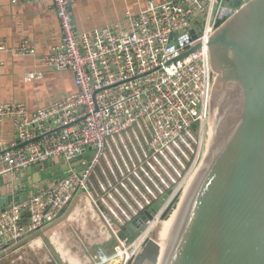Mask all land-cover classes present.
<instances>
[{
    "label": "built area",
    "instance_id": "2783aa9c",
    "mask_svg": "<svg viewBox=\"0 0 264 264\" xmlns=\"http://www.w3.org/2000/svg\"><path fill=\"white\" fill-rule=\"evenodd\" d=\"M50 1L60 39L40 61L55 71L71 72L76 92L33 112L23 103H0V123L10 121L18 140L0 152V175L41 167L53 158L64 159L69 174L0 213V253L9 241L51 225L77 192L88 193L95 204L89 182L108 140L141 126L144 159L153 163L184 137L198 142L208 124L212 81L208 41L228 17L219 18L224 10L220 7L213 10L217 0H147L136 14L125 13L111 25L84 33H78L72 22L71 5L76 0ZM196 44L197 51L179 59ZM4 53L26 57L34 56L36 49L25 39L15 47L0 42V56ZM40 77L33 73L24 79ZM194 123L196 131L191 130ZM91 152L94 157L79 176L81 165L70 167L69 162ZM193 164L191 175L196 170ZM181 181L162 215L182 189ZM100 215L116 243L111 254L97 248L91 264H131L150 236L151 223L127 243L117 236L112 218Z\"/></svg>",
    "mask_w": 264,
    "mask_h": 264
},
{
    "label": "water",
    "instance_id": "95a60500",
    "mask_svg": "<svg viewBox=\"0 0 264 264\" xmlns=\"http://www.w3.org/2000/svg\"><path fill=\"white\" fill-rule=\"evenodd\" d=\"M218 7L224 9L219 18L228 17L208 41L212 81L204 160L131 264H264V0H217L213 10ZM198 49L196 44L179 59ZM197 128L198 123L191 126ZM92 157L93 152L79 156L69 166L81 165L80 176ZM192 161L193 155L156 199L111 221L120 239L131 243L148 229ZM62 162L53 158L41 167L0 175V213L67 177ZM99 196L92 199L100 204ZM81 197L91 199L77 192L51 225L9 241L0 259L39 237L61 264L45 233Z\"/></svg>",
    "mask_w": 264,
    "mask_h": 264
},
{
    "label": "crops",
    "instance_id": "0c3cea01",
    "mask_svg": "<svg viewBox=\"0 0 264 264\" xmlns=\"http://www.w3.org/2000/svg\"><path fill=\"white\" fill-rule=\"evenodd\" d=\"M146 2L147 0H76L71 5L72 22L78 33L90 32L119 21L125 13L136 14L145 7ZM24 39L35 46L36 54L18 57L4 53L0 56L3 63L0 67V103H23L33 112L62 96L75 93L71 72L55 71L40 61L42 57L50 54L52 46L60 39L58 20L50 0L16 4L10 0H0V42L8 47H15ZM33 73L40 74L41 77L30 82L25 81V75ZM141 136L144 137L141 126H135L108 140L104 160L118 154L122 148L120 144L127 140L141 139ZM17 144L11 122L0 123V152ZM143 152L138 156L139 162L135 158L137 155L132 152L131 157L136 164L151 163L149 158L144 159L146 154ZM65 166V163H61L62 168ZM103 171L104 169H97L89 182L93 195L102 193L99 196L100 204L97 201L95 204L91 203L89 198H78L71 213L45 233L61 264H91L99 247L111 254L116 242L100 212L112 220H119L128 212L134 213V205L141 208L142 201L151 202L164 190L163 182L160 181L157 187L155 184L152 186L155 193L144 190L142 195L137 193L130 181L124 180V185H114L120 192L119 197L114 192L107 194L106 188L109 192L112 189L109 183L105 184ZM134 183L139 185L138 182ZM49 234L55 237L56 244L47 237ZM0 264L60 263H57L42 239L37 237L12 253H6L0 259Z\"/></svg>",
    "mask_w": 264,
    "mask_h": 264
},
{
    "label": "rangeland",
    "instance_id": "374dc122",
    "mask_svg": "<svg viewBox=\"0 0 264 264\" xmlns=\"http://www.w3.org/2000/svg\"><path fill=\"white\" fill-rule=\"evenodd\" d=\"M207 125L208 124L206 123L205 130L202 135V140L200 141L195 168L200 167L202 161L204 160ZM198 144L199 141H195V139H193L192 137H184L179 143L163 153V155L156 159V161H153V163L142 162L136 164L134 162L135 160H133V158L131 157L132 152H134V155H137L135 158L138 161L140 160L138 159L139 154L143 152L146 147L145 138L141 136V139L135 141L127 140L124 143L120 144L123 149L121 148L120 152L113 155V157L111 158H107L106 160H104L105 158L101 159L97 169H99V171L104 169L103 179L105 183H109L111 185V189L115 194H117L118 197L120 196V192L114 185L118 183H122V185H124V180L130 181L131 184H133L137 189V193L143 195L144 190H146L147 192L153 194L154 192L152 191L150 186L154 187L155 184V187H157V183L160 181H162L164 185L169 186L170 180L175 181V176L177 174L180 175L192 152L193 155L196 153L195 150L196 147H198ZM190 177L191 174L187 176L188 180L184 179L183 181H181L182 183H184L182 189L180 190L177 197L173 200L168 210L178 198L180 193L183 191L185 186L188 184ZM112 182L113 184H111ZM134 182H138L139 185L135 184ZM140 186L144 189L140 188ZM106 193L109 194L110 192ZM135 196L139 197L138 194H136ZM165 214L162 215L161 213L162 216L160 215L161 217H158L157 223L162 220Z\"/></svg>",
    "mask_w": 264,
    "mask_h": 264
},
{
    "label": "bare ground",
    "instance_id": "6f19581e",
    "mask_svg": "<svg viewBox=\"0 0 264 264\" xmlns=\"http://www.w3.org/2000/svg\"><path fill=\"white\" fill-rule=\"evenodd\" d=\"M202 140V138H200L199 139V144H198V147H197V151H196V153L193 155V158H194V160L192 161V163H191V168H193V163H194V161L196 162V160H197V156H198V152H199V145H200V141ZM203 162V161H202ZM202 164V163H201ZM201 166V165H200ZM191 168H190V170H191ZM199 168V167H198ZM198 168H196V170L193 172V174L191 175V177L189 178V181L191 180V178L193 177V175L196 173V171L198 170ZM192 172V171H191ZM191 172H188L189 174H191ZM162 213V212H161ZM161 213H159V215L156 217V219L150 224V227H151V230L153 229H155L156 227H157V225L159 224V223H157V219H158V217L161 215ZM51 234H49L47 237H49V239H50V241L52 242V243H55L56 244V240H55V237H52V236H50ZM39 243V242H38ZM39 245V244H38ZM37 250V249H36ZM35 252V251H34Z\"/></svg>",
    "mask_w": 264,
    "mask_h": 264
},
{
    "label": "trees",
    "instance_id": "16d2710c",
    "mask_svg": "<svg viewBox=\"0 0 264 264\" xmlns=\"http://www.w3.org/2000/svg\"><path fill=\"white\" fill-rule=\"evenodd\" d=\"M169 208V207H168ZM168 208L165 210V212L163 214H165L168 211Z\"/></svg>",
    "mask_w": 264,
    "mask_h": 264
}]
</instances>
